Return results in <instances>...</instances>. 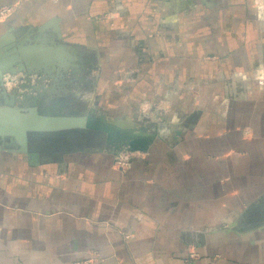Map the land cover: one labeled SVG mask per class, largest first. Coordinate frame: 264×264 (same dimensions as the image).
I'll return each mask as SVG.
<instances>
[{
	"label": "crops",
	"instance_id": "crops-1",
	"mask_svg": "<svg viewBox=\"0 0 264 264\" xmlns=\"http://www.w3.org/2000/svg\"><path fill=\"white\" fill-rule=\"evenodd\" d=\"M14 4L0 34L57 18L46 35L93 50L108 122L147 127L145 99L166 114L126 170L110 151L1 149L0 264H264V0Z\"/></svg>",
	"mask_w": 264,
	"mask_h": 264
},
{
	"label": "water",
	"instance_id": "water-1",
	"mask_svg": "<svg viewBox=\"0 0 264 264\" xmlns=\"http://www.w3.org/2000/svg\"><path fill=\"white\" fill-rule=\"evenodd\" d=\"M49 28H53L59 38L62 36L57 18L39 26L38 34L34 38H26L16 33L14 28L0 34V88L6 73L43 72L57 78V75L68 72L72 67L78 68V57L73 55L71 48L57 43L56 37L46 35ZM117 120L119 118L116 122ZM116 127L131 130L118 135V129L114 130ZM135 128L136 126H118L108 121L106 126H98L91 121L90 115H65L54 108L33 107L25 111L0 107V150L29 153L32 157L31 163L35 164L39 163L41 156L36 147L49 142L68 143L70 136L79 133L90 136L94 134L98 139L102 137L108 146L121 141L116 144L119 151L123 149L121 144H124L132 152H148L157 134L146 130L134 131ZM8 141L19 147H8ZM99 150L105 151L107 148Z\"/></svg>",
	"mask_w": 264,
	"mask_h": 264
},
{
	"label": "rangeland",
	"instance_id": "rangeland-1",
	"mask_svg": "<svg viewBox=\"0 0 264 264\" xmlns=\"http://www.w3.org/2000/svg\"><path fill=\"white\" fill-rule=\"evenodd\" d=\"M4 6H13L15 11L17 10V4L14 5H4ZM2 6V7H4ZM1 8V7H0ZM15 13V12H14ZM13 13V14H14ZM12 16V15H11ZM10 17V16H9ZM7 19V18H6ZM5 19V20H6ZM38 34L37 31L27 38H34ZM49 36V34H47ZM50 37L54 38V36L50 35ZM57 43L64 44L61 40L56 39ZM68 45V44H66ZM73 55L78 57V68L72 67L68 72L64 74L57 75V78H53L51 75L45 74L43 72H28L21 71L18 73H6L3 77V85L0 90V107L6 108H19L22 110H29L30 108H54L56 111L65 114V115H73V116H91V121L94 125L98 126H106L107 120L112 118L114 114L107 113L106 108L102 106L107 105L106 98L104 100L99 101L100 109L98 111H94L91 108V98L88 97L87 94H90L95 89V80L97 79L96 74L99 72L98 58H96L95 53L91 48H83L81 50L74 49L70 45ZM19 76L18 80H14V76ZM101 108L103 110H101ZM140 115L146 116V112L152 110L155 112V118H148V125L145 127V120L140 121L136 119L134 116L129 115L126 118L131 120L139 121V128H135L134 131H147L150 133H156L153 126H155L156 122H152L159 117H162L163 114H166V107L158 101H150L149 99H145L141 102L140 105ZM105 110V111H104ZM148 110V111H147ZM118 129V135L121 132L130 131V129H121L116 127L114 130ZM125 130V131H124ZM116 139H119L117 135L114 136ZM0 140V144H1ZM98 143L102 147L109 148V146L116 145L121 143L117 142L114 144H110L109 146L105 143V140L101 138H96L93 134L83 135L79 133H75L70 136L68 143L56 142L54 144L47 143L36 147L38 151H44V149L48 150L49 155L43 154L44 159H54L56 155L55 152H58L63 145H66V149H84L85 147L95 146ZM8 147H19L16 143L12 141H8ZM65 146V147H66ZM123 149L119 151L122 154L131 155L133 158L136 156L137 152H132L128 150L126 145H122ZM24 154L22 152H17ZM29 154V153H28ZM119 153L116 154V157ZM30 159L32 160L31 155L29 154ZM116 160V159H115ZM116 166H119V163H115ZM121 165V164H120ZM128 169V168H127ZM94 255L89 258L78 259L74 264H78V262L82 264H91L93 261L100 259L97 252L93 253ZM196 256V255H195ZM194 256V257H195Z\"/></svg>",
	"mask_w": 264,
	"mask_h": 264
},
{
	"label": "built area",
	"instance_id": "built-area-1",
	"mask_svg": "<svg viewBox=\"0 0 264 264\" xmlns=\"http://www.w3.org/2000/svg\"><path fill=\"white\" fill-rule=\"evenodd\" d=\"M15 9L13 6H4L0 8V22L8 18L9 16L13 15ZM20 75L14 76V80H18ZM119 163V167L122 169H127L132 166L133 157L128 154H122L119 152L118 156L116 157L115 163ZM121 164V165H120ZM196 253L191 252V256H195ZM78 264H82L78 262Z\"/></svg>",
	"mask_w": 264,
	"mask_h": 264
},
{
	"label": "flooded vegetation",
	"instance_id": "flooded-vegetation-1",
	"mask_svg": "<svg viewBox=\"0 0 264 264\" xmlns=\"http://www.w3.org/2000/svg\"><path fill=\"white\" fill-rule=\"evenodd\" d=\"M67 144V143H66ZM66 145H63L62 147H61V149H64V148H67V146L65 147ZM101 148H104V147H102V146H100L98 143H96V145L95 146H89V147H85L84 149H89L88 151H96V152H99L100 150L99 149H101ZM60 149V150H61ZM59 150V151H60ZM105 151H110V152H113V153H115V154H117V153H119V149H117V147H116V145H112V146H109V148H107V150H105ZM41 154H49L48 153V150L47 149H44V151L42 150V151H39Z\"/></svg>",
	"mask_w": 264,
	"mask_h": 264
}]
</instances>
